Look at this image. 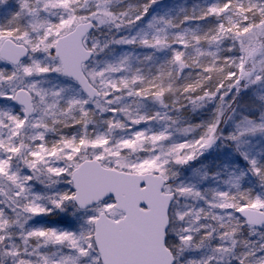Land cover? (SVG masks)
<instances>
[{
	"label": "rangeland",
	"instance_id": "1",
	"mask_svg": "<svg viewBox=\"0 0 264 264\" xmlns=\"http://www.w3.org/2000/svg\"><path fill=\"white\" fill-rule=\"evenodd\" d=\"M36 1L42 4V11L55 24L52 33L55 37L87 20L98 23L99 27L113 28L111 40L107 39V34L99 33L89 35L85 41L87 48L95 53L92 61L84 67L85 75L102 94V90L109 92L108 86L115 77L108 67L114 55L111 46L130 47L142 41L145 32L155 31L166 22L169 6L177 2L182 8L186 0H151L149 5L136 9H128L126 4L119 5L118 1L109 6L107 0H95L98 4L90 5V11L87 6L92 0ZM36 1H32V15L38 10ZM213 1L206 0L209 6ZM221 2L217 15L224 34L232 37L230 46L235 47V52L228 62H233L237 71L229 72L226 80L216 86L214 91H222L219 94L214 92L215 97L209 98L207 92H199L195 98L188 99L183 113L171 101L165 107L154 100L149 105L141 96L134 95V103L140 104L138 106L143 110L138 118L131 116L137 119L135 123L127 117L131 114L124 109L126 102L104 97L90 102L80 97L77 86L76 89L70 88L60 75L59 62L49 55L53 44L31 46L36 36L27 39L30 46L20 42L29 48L28 58L10 73L12 78L0 77V108L5 107L4 118L13 117L12 122L4 126H1L4 123L0 118V146L6 139L10 140L3 149L0 147V160L6 161H0V186L5 190L0 193L5 204L0 228V264H100L92 257L95 251L93 242L81 236L75 221L79 217L93 229V221L100 212L113 214L111 200L85 212L69 210L60 216L50 217L47 223L51 227L44 233L34 228L36 223L44 220L41 217L43 211L36 208L44 206L42 199L47 203L43 213L50 215L63 211L66 200H70L73 194L71 171L81 160L90 158L121 171L157 173L169 182L166 191L173 193L175 200L170 211L167 244L174 250L176 264H186L187 252L198 242L201 234V220L209 218V212L206 218L202 215L199 218L197 212L202 203L200 193L203 194V186L207 180L211 182L214 179L220 166L229 162L235 165L233 161L236 159L246 163L248 149L264 139V46L260 45L264 41V0ZM85 14L87 17H83ZM29 23L36 24V17H31ZM172 34L167 24L164 36ZM11 37L12 34L3 33L0 42ZM245 63H249L252 69L242 79L239 72ZM173 64L177 66L176 60ZM56 85L61 86L59 92L69 100L65 106L69 109L77 106L82 112L77 114L82 117L78 119L77 127L72 121L76 117L73 112L61 122L63 126L56 124L58 115L55 112L60 107L52 98ZM242 85V100L225 116L219 127L220 119L232 102L233 92ZM18 88L29 91L33 97L35 113L29 121L24 120L22 110L14 104V92ZM66 88L70 90L66 91ZM203 97L207 102L200 105ZM9 105L13 114L6 109ZM9 127L15 128L13 134ZM87 128L92 130L87 132ZM77 130L79 141L74 145L76 134L74 137L70 134ZM216 131L218 138L215 144L204 150ZM91 132L97 133L96 138L100 139H90ZM198 155L217 165L208 171H201L199 162L184 166ZM33 187L41 194L40 199ZM259 195V209L264 211V186ZM204 203L211 207L224 206L220 199L215 203L214 198L204 200ZM215 230L212 227L209 234L212 264L244 263L245 254L235 253L234 237L227 230ZM261 231L264 239V227ZM17 240L24 249L26 261L18 262L19 256H12ZM257 254H251L253 259ZM256 264H264V260Z\"/></svg>",
	"mask_w": 264,
	"mask_h": 264
},
{
	"label": "trees",
	"instance_id": "2",
	"mask_svg": "<svg viewBox=\"0 0 264 264\" xmlns=\"http://www.w3.org/2000/svg\"><path fill=\"white\" fill-rule=\"evenodd\" d=\"M33 0H0V36L4 34H12V40L20 43H27L29 37H35V43L28 44L27 46H34L37 43L40 45L53 44L57 37L54 36L53 31L55 24L52 23L50 18L42 11L43 7L40 2H37L38 10L35 15H32L31 9ZM110 2L109 6H114L118 1L119 5L122 3L126 4L128 9L140 8L141 5H149L151 0H107ZM221 0H214L213 5L209 6L206 0H186L182 8H179L177 2H174L172 6H169L168 17L159 29L155 31L145 32L142 41L134 44L130 47L111 46V50L114 51L113 59L108 63L109 69H111L115 75L112 82L109 84V92L102 90V96L108 100L111 98L118 99L121 102H126L124 109L126 113H130L127 117L136 116L138 118L139 112H142L140 104H135L133 97L134 95L141 96L145 103L149 105L152 100L161 103L164 107L167 106V102L175 104V107L181 113L184 112L186 101L188 99L195 98L194 95L201 92H207V97H215V93H221V89L214 91L220 82L226 80L229 72L237 71L233 62L231 61V55L235 52V47L230 46L232 43L231 38L224 34L222 26H220V17L217 15V11L220 10ZM98 4L95 0H92L90 5ZM86 9V10H87ZM36 17L37 23L31 25L30 18ZM83 17H87L86 14ZM92 21V20H89ZM94 23V21H92ZM95 24V29L92 34L102 33L106 35L108 40H111L114 35L112 27L98 26ZM170 27L173 36H164L166 32V25ZM110 30L108 33L105 32ZM2 42V41H1ZM0 42V43H1ZM143 44L144 46H140ZM264 46V41L260 45ZM52 54V49L49 52ZM175 58V59H174ZM174 60H176L177 66L175 67ZM178 62V63H177ZM15 67L4 65L0 61V77H10V74ZM252 66L249 63H245L242 70L239 72V77L242 79L246 78L249 74ZM70 88H75L76 85L71 81L66 80ZM241 82V80H239ZM216 84V85H215ZM70 88H66L69 91ZM243 85L233 92L232 102L225 111V115L219 121V127L223 124V119L227 116L231 110L240 103L243 96L242 91ZM61 86H54L52 92V98L58 101L60 107L55 112L57 114L56 124L59 126L64 122L66 116L75 113L76 117L72 120L75 127L79 124V118L77 114L82 113L76 107L69 109L66 107L68 98L63 95L64 93L59 92ZM82 99L84 96L79 94ZM205 98V97H203ZM200 99V105L205 104L207 99ZM65 103V104H64ZM147 104V105H148ZM192 104V102H191ZM9 109L8 113H12V106H7ZM5 107L0 108L2 113L1 126L7 125L8 122H12L13 117L4 118ZM89 113V112H88ZM62 116V117H61ZM62 119H61V118ZM145 117V115H144ZM130 121L133 123L137 119L131 117ZM123 119V118H122ZM124 120V119H123ZM68 125V124H67ZM218 127V129H219ZM195 129V126H193ZM191 128V131L192 129ZM216 129V130H218ZM92 130L91 128L87 132ZM15 128L9 127V132L13 134ZM79 130L71 132L74 145L79 141ZM90 139H97L96 134L91 132ZM94 133V134H93ZM102 134V132L100 131ZM99 133V134H100ZM218 131H216L212 137L217 140ZM98 138L97 140H99ZM9 140V139H8ZM6 139L1 144V149L5 145L10 143ZM64 140V139H63ZM13 143V141L11 142ZM148 146L149 144H145ZM181 146V143L179 144ZM152 147V144H151ZM11 147H9L10 149ZM203 154V153H202ZM247 156V157H246ZM1 158V154H0ZM5 159L0 160L5 163ZM246 163L242 160L233 161L227 163L224 166H220L213 177L214 179L210 182L207 180L206 185L202 188L200 197L202 198L200 207L197 209L203 218H206L207 213L208 220L202 219L200 225L201 234L199 239L193 248L187 252L186 264H212L210 259V251L212 245L209 241L210 229L212 227L215 231L227 230L235 239V253H244V263L241 264H256L261 259L264 260V239L262 236L261 228L255 229L252 227L245 226L243 220L235 214V210L244 205L245 207L259 209L258 200H260L259 191L264 186V139L254 144V146L245 155ZM194 163H200L199 169L201 171H208L210 168H214V164L209 160L196 156L192 159ZM103 163H106L104 161ZM190 164L186 163L184 166ZM242 171H246L244 174ZM203 173V172H200ZM253 176L252 178L250 176ZM35 187V186H34ZM33 187L34 191L36 189ZM5 191L0 186V193ZM38 198H41V194L37 192ZM217 196V198H216ZM220 199L223 203V207L210 206L204 203L210 199ZM216 198V199H215ZM3 198L0 196V228H2V215L5 213V204ZM66 204L63 207V211L57 213H51L50 215L43 213L44 206L47 205L46 201L42 199L41 203L43 207H36L41 213V217L44 220L36 223L34 228L39 232H46L51 227L47 222L50 217L60 216L62 212L69 210H76L75 206L70 200H66ZM36 204V203H35ZM47 219V221H46ZM207 221V222H206ZM76 228L78 229L81 236L84 239L92 242V228L90 224H86L79 217L75 221ZM210 226V227H209ZM78 234V233H76ZM263 242V244H262ZM14 251L12 256L17 258L18 262L22 260L26 261L22 246L19 240L14 243ZM174 253V250L171 249ZM258 253L257 256L252 257L251 254ZM94 259L98 260L96 252L93 250ZM12 262L13 261L12 259Z\"/></svg>",
	"mask_w": 264,
	"mask_h": 264
},
{
	"label": "water",
	"instance_id": "3",
	"mask_svg": "<svg viewBox=\"0 0 264 264\" xmlns=\"http://www.w3.org/2000/svg\"><path fill=\"white\" fill-rule=\"evenodd\" d=\"M94 28L91 21L79 22L57 37L53 45L61 76L74 82L91 102L101 98L83 69L94 57L93 50L84 43ZM28 56L29 50L23 44L11 39L0 44V60L8 65L17 66ZM14 102L22 108L25 120L34 115L33 98L27 90L17 89ZM214 144L215 138L211 137L204 149ZM70 182L71 201L77 210L86 211L112 200L114 210L122 214L115 220L100 212L94 220L92 241L101 264H175L166 245L174 194L163 191L167 180L162 175L125 172L105 167L92 158L81 161L71 171ZM235 213L246 226L264 227L262 210L240 207Z\"/></svg>",
	"mask_w": 264,
	"mask_h": 264
},
{
	"label": "flooded vegetation",
	"instance_id": "4",
	"mask_svg": "<svg viewBox=\"0 0 264 264\" xmlns=\"http://www.w3.org/2000/svg\"><path fill=\"white\" fill-rule=\"evenodd\" d=\"M110 217L118 218V217H120V215L118 213H116V212H113V214Z\"/></svg>",
	"mask_w": 264,
	"mask_h": 264
}]
</instances>
